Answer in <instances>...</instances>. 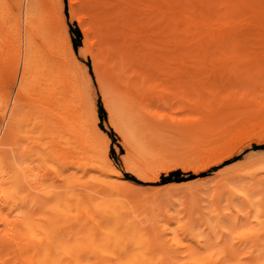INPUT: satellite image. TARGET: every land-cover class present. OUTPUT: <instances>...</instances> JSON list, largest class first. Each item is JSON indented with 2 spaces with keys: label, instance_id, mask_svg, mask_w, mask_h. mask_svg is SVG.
Returning a JSON list of instances; mask_svg holds the SVG:
<instances>
[{
  "label": "bare ground",
  "instance_id": "6f19581e",
  "mask_svg": "<svg viewBox=\"0 0 264 264\" xmlns=\"http://www.w3.org/2000/svg\"><path fill=\"white\" fill-rule=\"evenodd\" d=\"M19 1L43 43L26 31L22 45L19 16L7 13L4 19L10 22L12 36L9 58L20 67L31 104L21 109L0 92L2 123L8 116L3 133L0 126V264H264V244L242 253L203 246L191 218L173 227L165 219L160 228L152 204L151 215H145L149 202L142 199L147 202L145 213L142 200L127 190L133 182L122 176L109 155L111 138L99 126L92 90L95 81L113 128L129 145L124 158L132 173L143 178L164 162L202 166L221 161L245 137L264 135V94L248 99L256 111L262 109V115L254 110L256 116L251 118L238 113L227 130L208 136L184 120V127L169 135L172 141L159 140L162 129L171 125L164 123L166 115L151 112L146 103L154 97L184 94L188 85L200 89L197 81L169 83L165 77L171 69L193 73L228 67L205 58L220 56L209 45L223 37L220 21L231 19L236 0H93L101 24L99 42L90 41L77 3L67 0L69 17L81 28L94 79L79 66L65 24L64 0ZM231 48L221 53L237 58L240 49ZM256 51L246 53L254 56ZM260 52L261 61L264 52ZM255 73L244 78L254 82ZM256 78L255 83L264 84ZM210 92L213 108L226 99L236 101L234 90L223 97L219 89ZM240 99L237 103L245 102ZM249 102L245 103L251 108ZM17 140L21 143L16 148ZM8 144L19 151L16 165L7 157L12 151ZM34 161L36 170L25 165ZM8 166L14 167L12 172ZM246 176L264 180V162H257ZM227 178L225 187H230L234 179ZM256 210L261 216V205Z\"/></svg>",
  "mask_w": 264,
  "mask_h": 264
},
{
  "label": "rangeland",
  "instance_id": "374dc122",
  "mask_svg": "<svg viewBox=\"0 0 264 264\" xmlns=\"http://www.w3.org/2000/svg\"><path fill=\"white\" fill-rule=\"evenodd\" d=\"M74 1L77 3L79 15L84 18L85 25L90 30V41L99 42L102 37V31L100 30L101 24L97 18L99 15L98 10L95 8V3L93 0ZM64 3L65 24L70 35L73 50L80 63L79 66L83 71L93 76L90 56L84 53L86 43L82 41L83 34L81 28L77 21L69 17L67 12L68 1L64 0ZM235 4V9L229 13L233 14L231 19L222 17L220 21V35L223 37L214 44L209 45V50H216V53H219L220 56H208L205 58L209 63L218 62V64H226L228 67H226L225 70L221 68L213 72L209 70L203 72L193 71V73L192 71L181 72L171 69L167 77H165L169 83H177L183 80L185 84H187L188 82L192 83L197 81L201 83L199 86L200 89L196 90L194 86L188 85L184 90V94H172L163 98L154 97L146 101L148 109L151 112H155L158 116L166 115L164 123L171 125V127L162 129L159 133L160 137L157 136L159 140H174V137H172V139L170 136H173V131L180 127H184L182 126L183 123H181L185 122L184 120H187L186 124H190L189 126L192 130L195 131L198 129V131H200L201 129L203 134L208 136L213 133L218 135L223 133L225 129L227 130L231 122L238 116V113H244V116L249 114L246 116L247 118L256 116L252 114L257 111L260 112L258 115L261 114L262 109L258 107L256 111L257 106H253L248 99L255 97L254 95L257 97L260 94H264V84L255 83V81H258L256 78L257 76L262 79L261 82H264V73L260 74V72L264 71V60L260 61L259 55L261 54L257 53L260 50V53L264 52V50H262L264 46H261L262 42H264L262 41L264 38L259 40V34L262 33L261 37L264 36V0H246L245 2L236 0ZM10 12L13 15L19 16L22 28L19 41L22 45H24L26 31L31 34L33 40L38 44H42L43 40L33 28L32 23L26 19L19 0H0V92L3 94V98L8 99L10 104L16 100V103L22 109L31 104V97L27 89L23 86L25 80L23 76H21L18 63L15 58H9V50L11 49L10 38L12 36L9 31L10 22L6 21L4 18L7 13ZM224 34L226 35L225 38ZM241 34H243V36L246 35L244 38L247 39L249 44L246 40H243ZM254 34L257 36L259 35L255 38L261 42L255 40L253 37ZM237 36L238 38L239 36L242 38L240 37L241 39L239 38V40H237ZM247 36H251L254 40L249 39L250 37L248 38ZM231 47H238V49H240L239 51L241 54H237V58L227 55L223 56L221 53L225 52L224 48L230 51L233 49ZM250 48L252 51L257 50L256 53H252L254 56L248 54ZM246 51L248 53H246ZM236 53L234 51L233 54L235 55ZM261 58H264V56H261ZM255 67L258 69L256 70L258 75L255 73ZM246 71L248 72L245 73ZM252 72L256 74L254 78H252L254 82L246 79L248 77H253L250 76L251 74L253 75ZM160 78L164 80V77L160 76ZM243 78L246 79V81L244 80L246 85H244ZM250 81L252 83H250ZM216 84L221 85L217 90ZM256 84L259 86L257 87ZM238 86L241 87L243 92H239L241 90ZM193 87L196 91L192 89ZM236 88H238L237 91L239 93L236 91ZM256 88L258 90H256ZM209 89L210 91L214 89L216 92H218L219 89V97L225 96L224 94L227 95L228 93H232L234 90L233 95L236 94L234 95L236 96V101L233 102L232 99H226L225 103L222 102V105H217L218 107L216 106L213 108L211 106L213 103L209 102V98L211 97ZM92 90L99 115V126H101L107 134L109 133L108 135L111 138L109 150L111 159L116 167L121 170L122 176L133 182L131 185L132 187H127V190L130 191L129 193L132 195L136 194L137 196H135L138 200L146 199V201L149 202H146V204L143 203L145 200L141 201L143 206L144 204L148 205L147 207L144 206L142 209H147L149 213L145 214L147 212L145 210L143 214L149 216V214L152 213L149 210L152 208L153 211L154 209L155 212L153 211V214L154 216L157 215L156 221H158L157 224H159V226H164L167 223L165 219H169L168 222L170 221L173 227L177 225V223L191 218V221L195 225L196 233L199 238H201L200 244L203 246L212 244L216 248H226L236 253H242L250 248H258L259 244H264V222L261 221L264 220V180L259 181L261 180L259 177L250 179L249 176H246V173L250 171L257 162H264V135L245 137L242 142L237 144L231 154L221 161L210 162L202 166H194L180 161L170 163L164 162L161 163L153 173L143 178L132 173L129 164L124 158L130 151L129 145L113 128L108 116V111L103 105L101 94L95 81ZM224 90L227 91L225 92ZM240 96L242 97L240 100H245L247 103L249 102L251 108L250 105L246 104L244 101H242L243 103L240 101L238 102L239 104L237 103V99H239ZM251 102L255 103L253 101ZM228 103H230V105ZM233 103H236V105L231 106ZM203 104L205 105L203 106ZM208 104L209 106H207ZM215 104L217 103L215 102ZM167 118H175L178 122H173V124H171ZM2 120L3 116L0 113V126L2 127L3 133L8 116L4 118L3 123ZM17 141L14 147L21 143L20 140ZM6 147L12 150L8 151L10 154L6 151L9 155L7 156L8 159L10 157L12 160L9 159L10 162L16 165V160L18 159L17 152L19 151H14L16 149L13 148L11 144L6 145ZM132 153L135 154L133 151ZM37 164V161L30 164L25 163L26 166L33 167L35 170L37 169ZM8 167L12 172L14 167ZM126 174L133 177V179L127 178L125 176ZM229 176L231 179H234V181L232 180L233 182H229L231 183L230 187H225L224 181ZM198 192L199 194L201 193L200 196ZM170 195L174 198H171ZM181 195L182 197L180 198L179 196ZM191 196H196V198L194 197L196 201L193 197L191 199ZM166 197H169L171 201ZM151 204L152 207L150 206ZM259 205H261V216L256 215V209ZM156 212L157 214H155ZM217 221L219 222L218 226L216 225L218 223Z\"/></svg>",
  "mask_w": 264,
  "mask_h": 264
},
{
  "label": "trees",
  "instance_id": "16d2710c",
  "mask_svg": "<svg viewBox=\"0 0 264 264\" xmlns=\"http://www.w3.org/2000/svg\"><path fill=\"white\" fill-rule=\"evenodd\" d=\"M103 112V111H102ZM102 116V115H101ZM127 178L133 179V177L129 176L128 174L125 175Z\"/></svg>",
  "mask_w": 264,
  "mask_h": 264
}]
</instances>
